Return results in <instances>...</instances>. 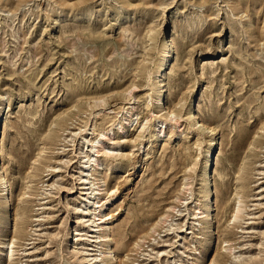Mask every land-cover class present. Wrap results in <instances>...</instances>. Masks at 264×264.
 <instances>
[{"label":"rangeland","instance_id":"rangeland-1","mask_svg":"<svg viewBox=\"0 0 264 264\" xmlns=\"http://www.w3.org/2000/svg\"><path fill=\"white\" fill-rule=\"evenodd\" d=\"M263 128L264 0H0V264H264Z\"/></svg>","mask_w":264,"mask_h":264},{"label":"bare ground","instance_id":"bare-ground-1","mask_svg":"<svg viewBox=\"0 0 264 264\" xmlns=\"http://www.w3.org/2000/svg\"><path fill=\"white\" fill-rule=\"evenodd\" d=\"M149 36H150V34H149ZM167 49H168V45H165V47L163 48V54L164 55H166V53H167ZM168 56V55H167ZM162 59V58H161ZM169 59H170V57H165V58H163L162 59V63H163V67H166V65L170 62L169 61ZM172 60V59H171ZM160 68V67H159ZM163 69V68H162ZM143 70V69H142ZM144 71H145V69H144ZM157 71H158V69H157ZM160 71H161V69H160ZM159 71V72H160ZM142 73H145V72H142ZM155 74V73H154ZM167 74V73H166ZM170 74V73H169ZM150 75V74H149ZM160 75V74H159ZM157 86V85H156ZM159 86V85H158ZM155 87V86H154ZM138 88V86L136 85V84H132V85H130L126 90H124V93L123 94H129V95H131L132 94V90H134V89H137ZM156 88H158V87H156ZM162 89H164V88H159V89H157V93L158 94H161L162 93ZM155 91H156V89H155ZM183 100V99H182ZM96 102H98V101H96ZM100 102H105L104 100L103 101H100ZM133 109H134V107H133ZM136 109V108H135ZM170 112V111H169ZM170 115H174V112L172 111L171 113H169ZM177 114V113H176ZM129 115V114H128ZM174 117H175V115H174ZM152 119V118H151ZM175 120H176V118H175ZM162 125H164V124H162ZM162 127L163 126H161V130H162ZM164 129V128H163ZM264 129V128H263ZM162 134H163V132H162ZM103 136V135H102ZM104 136H105V134H104ZM165 136V135H164ZM168 137V136H167ZM169 138V137H168ZM97 144V143H96ZM212 150V149H211ZM209 167H210V160L208 159L207 160V172H208V170H209ZM210 178H211V176H210ZM7 182H6V178L4 177V176H0V184H3V185H5ZM207 186H208V183L207 184H205L204 185V189H205V192H208L209 193V191L207 190ZM117 189V188H116ZM6 189H3L2 191H5ZM183 190L184 191H191V187L189 186V184H184V187H183ZM243 190V189H242ZM115 191V190H114ZM113 191V194L116 192H114ZM9 192V191H8ZM118 192V191H117ZM111 193H112V191H111ZM9 194V193H8ZM116 194V193H115ZM2 200L3 201H5L6 199H7V194H3L2 195ZM114 198V197H113ZM109 199V200H107L106 202H104L103 203V205L101 206V207H99V210H100V215L101 216H99V223L101 222V224H107L106 222H107V220H108V217H110V214H105L106 212H107V210H108V208L110 207V205H111V203H112V200H114V199ZM240 202H243V201H240ZM239 202V203H240ZM85 203V205L87 206V205H90L91 204V201L89 200V198H87L86 199V201L84 202ZM114 204V203H113ZM240 204H242V203H240ZM112 206V205H111ZM197 209H199V213H198V215L199 216H202V215H204V214H206V213H208L209 211H210V209H211V206H210V203L208 202V203H206L205 205H203L202 207H200V208H197ZM172 210H175V208H172ZM212 212V211H211ZM241 213H242V207H241V205H238V208H237V210H236V212H235V214H234V220H238V219H240V217H241ZM169 218H170V215H166V216H164L161 220H159L160 221V223H159V221H158V225L157 226H161V225H163V224H166V223H168V221H169ZM239 221V220H238ZM100 226V225H99ZM103 226V225H102ZM155 227V226H154ZM156 228V227H155ZM152 233H156V230H152ZM13 246V245H12ZM137 246H139V244L137 245ZM11 253H9L8 255H7V258L9 259L8 261H11V262H13V260H12V258H13V254H14V248L13 247H11ZM215 261V260H214ZM11 262L9 263V264H11ZM216 263H218V262H216ZM215 263V264H216Z\"/></svg>","mask_w":264,"mask_h":264}]
</instances>
